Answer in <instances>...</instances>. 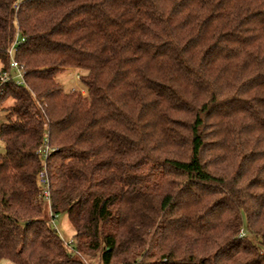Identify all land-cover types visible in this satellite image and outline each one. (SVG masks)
Masks as SVG:
<instances>
[{
  "label": "trees",
  "instance_id": "16d2710c",
  "mask_svg": "<svg viewBox=\"0 0 264 264\" xmlns=\"http://www.w3.org/2000/svg\"><path fill=\"white\" fill-rule=\"evenodd\" d=\"M15 44L0 262L264 264V0H0Z\"/></svg>",
  "mask_w": 264,
  "mask_h": 264
},
{
  "label": "rangeland",
  "instance_id": "374dc122",
  "mask_svg": "<svg viewBox=\"0 0 264 264\" xmlns=\"http://www.w3.org/2000/svg\"><path fill=\"white\" fill-rule=\"evenodd\" d=\"M14 56V55H13ZM1 67V64H0ZM87 73L86 70L81 68H67L63 72L59 73L56 77L57 81L61 84V87L64 91H70L72 89L81 90L83 93H86V87L80 80V75ZM16 79H19L17 73L14 74ZM11 103V100L4 102L0 105V124L6 120L5 111L1 109V106H6ZM4 151V145L0 141V152ZM43 218L47 219L50 224L56 228L61 236L69 243V247L74 244V234H75V227L70 218L68 212H64L56 217L52 216L50 210V203L48 200L44 203L43 208ZM0 264H8L7 260H2Z\"/></svg>",
  "mask_w": 264,
  "mask_h": 264
},
{
  "label": "built area",
  "instance_id": "2783aa9c",
  "mask_svg": "<svg viewBox=\"0 0 264 264\" xmlns=\"http://www.w3.org/2000/svg\"><path fill=\"white\" fill-rule=\"evenodd\" d=\"M16 44L10 48L9 55H10V67L12 70H14V73H11L9 70H1L0 73V82H6L11 79H14L17 84H23L25 82V70L23 64H21L17 59L14 58V50H15ZM17 73V76H19V79H16V76L14 74ZM49 148L47 146H42L41 151L44 154V156L47 155ZM42 182L47 183V177L46 172L43 171L39 175ZM46 195L48 196V191L46 192Z\"/></svg>",
  "mask_w": 264,
  "mask_h": 264
}]
</instances>
